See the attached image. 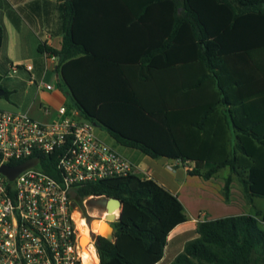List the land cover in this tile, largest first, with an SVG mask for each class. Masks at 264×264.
Here are the masks:
<instances>
[{"label":"trees","instance_id":"obj_1","mask_svg":"<svg viewBox=\"0 0 264 264\" xmlns=\"http://www.w3.org/2000/svg\"><path fill=\"white\" fill-rule=\"evenodd\" d=\"M127 1L139 7L136 19L149 4L163 0ZM169 1L170 29L136 62L110 59L78 40L74 0L57 2L59 44L41 41L37 49L58 56V84L65 94L83 117L121 145L150 157L192 160L188 173L204 178L228 167L221 187L227 201L234 176L246 194L264 196V42L222 52L190 0ZM214 1L230 9L231 27L243 14H264V0ZM183 23L195 40L196 57L152 64L155 54L171 48ZM4 36L0 18V43ZM52 164L44 162L47 170ZM78 191L122 200L114 237H96L98 264H155L169 231L187 218L178 195L154 178L110 176ZM195 232L167 264H264V208L200 220Z\"/></svg>","mask_w":264,"mask_h":264},{"label":"crops","instance_id":"obj_2","mask_svg":"<svg viewBox=\"0 0 264 264\" xmlns=\"http://www.w3.org/2000/svg\"><path fill=\"white\" fill-rule=\"evenodd\" d=\"M58 1L0 0V18L5 28V36L0 43V88L4 90L0 97L9 98V87L13 90L12 93L18 92V88H21L22 91L20 95L18 94L19 105L10 104L5 108L26 111L42 121L54 119L57 116L56 108L61 104L68 108H76L73 102L69 104L67 99L70 97L58 84L61 73L56 67L57 58L37 49L41 41L56 46L59 44L61 34ZM190 1L198 9L211 36L220 41L222 52L264 42V14H243L231 27L229 24L231 12L225 4L214 0ZM74 3L75 37L88 43L91 51L122 62L138 61L144 50L162 40L172 23V3L169 0L149 4L144 13L136 19H133V16L139 7L131 8L127 0H74ZM195 57V40L188 24L183 23L171 48L166 54H155L151 63L176 64ZM29 62L32 64L31 69L24 66ZM11 64L17 65L14 73H11ZM30 77L33 81L29 80ZM42 79L52 82L53 87L46 88L40 83ZM43 106H48L49 111H45ZM96 126L105 129L101 125ZM106 142L117 148L113 143ZM143 155L137 154L136 157L130 158L125 156L141 163L146 154ZM160 165L163 166L158 160H153L149 165L154 179L178 195L187 218L169 231L163 255L155 264H167L181 251L185 242L196 234L195 228L200 220L233 213H253L264 208L263 205L254 211L247 209L256 195L246 194L235 176L230 184L227 201L221 193L224 181L216 184L211 182L213 175L204 178L188 173L187 169L193 165L192 160H185L174 169H169L176 177L181 176L179 182H175L172 175L170 178L164 176ZM178 169L181 170L176 174ZM117 210L118 214L120 209ZM105 229L106 233L111 234L109 224ZM96 257L98 264V255Z\"/></svg>","mask_w":264,"mask_h":264},{"label":"built area","instance_id":"obj_3","mask_svg":"<svg viewBox=\"0 0 264 264\" xmlns=\"http://www.w3.org/2000/svg\"><path fill=\"white\" fill-rule=\"evenodd\" d=\"M24 66L32 68L30 62ZM10 70L14 73L17 65L11 64ZM40 83L53 87L43 79ZM43 109L49 111L48 106ZM56 111L54 119L42 121L26 111L0 107V166L37 157L12 178L0 170V264H84L83 248H92L96 257V237L103 235L91 221H111L105 208L87 203L103 195L81 196L80 185L129 173L154 178L149 166L104 141L76 108L61 104ZM50 160L47 170L44 162ZM180 163L173 158L167 167ZM79 224L88 234L84 245Z\"/></svg>","mask_w":264,"mask_h":264},{"label":"rangeland","instance_id":"obj_4","mask_svg":"<svg viewBox=\"0 0 264 264\" xmlns=\"http://www.w3.org/2000/svg\"><path fill=\"white\" fill-rule=\"evenodd\" d=\"M9 98H5L4 96L0 97V106L1 107H6V106H9L10 104H13V105H19V98H18V94L20 95L22 89L21 88H18V92L16 93H12V89L9 87ZM69 104L72 103L71 99L68 98L67 99ZM95 130L97 131V133L102 137L104 138L105 141H108L110 143H113L124 155H126L127 157H134L135 155L137 154H140V155H143L144 153L142 151H140L139 149L137 148H132V147H126L124 145H121L119 143H117L111 136L110 134L105 130L103 129L102 127H99V126H96L95 127ZM131 152L134 154H131ZM136 153V154H135ZM144 156V155H143ZM136 157V156H135ZM138 159V158H137ZM153 160H158L160 163L163 164V166L160 165V167L162 168L163 172H164V176H166L167 178H170V176L172 175L173 176V180L175 182H179L180 181V175H178L176 177L175 173L171 170L168 169L167 167V163L172 161L173 159L169 158V157H166V156H158V157H150L148 155H145L143 161L141 162L142 165H150V163L153 161ZM180 168L182 169V166H180ZM181 169H178V171L176 172V174H179L180 170ZM173 172V173H172ZM229 173V169L228 167H222L218 170L217 173H215L213 175V178L211 180V182H215L216 184L219 182L223 183L224 181V177ZM155 175V174H154ZM159 177V176H158ZM159 179H163V178H159ZM264 205V196L262 195H256L253 199V203H251L249 206H247V209H250L252 211H254L257 207H262ZM119 210V209H118ZM187 211V210H186ZM188 212V211H187ZM93 222H97L99 223L98 226H106L108 224L104 223V224H101V220L100 219H95L93 220ZM108 223V222H107ZM105 227V228H106ZM101 229V227H100ZM101 232V230L99 231ZM102 233V232H101ZM110 235H108L109 237ZM91 263H96L97 261H93V260H90Z\"/></svg>","mask_w":264,"mask_h":264},{"label":"water","instance_id":"obj_5","mask_svg":"<svg viewBox=\"0 0 264 264\" xmlns=\"http://www.w3.org/2000/svg\"><path fill=\"white\" fill-rule=\"evenodd\" d=\"M58 61V56H56ZM4 90L0 88V94L3 93ZM37 162V157H31L28 158L16 165H9V164H2L0 166V170L3 171L6 175L9 177H13L20 169L35 164ZM88 204L96 205L98 207L105 208V210L108 212V214L105 215V218L109 219L111 223H109V226L111 228V234L110 236H105L107 238H113L114 237V226L113 221L119 216L118 214L111 212L112 210H116L117 208L120 209L122 206V200L116 196H97L92 197L87 200Z\"/></svg>","mask_w":264,"mask_h":264},{"label":"bare ground","instance_id":"obj_6","mask_svg":"<svg viewBox=\"0 0 264 264\" xmlns=\"http://www.w3.org/2000/svg\"><path fill=\"white\" fill-rule=\"evenodd\" d=\"M111 212L116 213L115 210H112ZM106 214H108V212ZM95 219H97V218H95ZM95 219H93V220H95ZM93 220L91 221V227L94 230H96L97 232H99L101 230V232L103 234H106V232H107L106 229H105L106 226H104V225H103V227L100 226L101 227V229H100V227L98 226L99 223L93 222ZM100 220H101L100 225L104 224V223H107L102 218H100ZM79 227H80V230H81V243L84 245L86 243V241L88 240V234H87V231L85 230V226L84 225L79 224ZM101 232H99V233H101ZM107 235H110V234L108 233ZM90 260H93L94 262L96 261V257H94V250L92 248H91V250H89L88 248L84 247L83 248V262L85 263V262H88Z\"/></svg>","mask_w":264,"mask_h":264}]
</instances>
